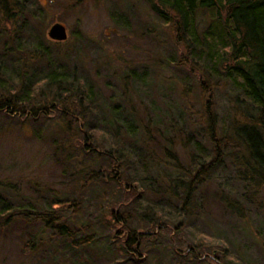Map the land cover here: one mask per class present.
Masks as SVG:
<instances>
[{
	"label": "rangeland",
	"instance_id": "1",
	"mask_svg": "<svg viewBox=\"0 0 264 264\" xmlns=\"http://www.w3.org/2000/svg\"><path fill=\"white\" fill-rule=\"evenodd\" d=\"M73 2H47L44 20L36 25L37 2L21 0L27 20L17 37L29 74L42 77L55 68L70 76L74 86L92 90L93 111L86 104L76 109L84 111L79 124L85 123L91 139L81 137L84 151L72 148L68 159L57 149L62 139L44 140L48 128L56 125L49 118L21 124L23 118L0 113V209L10 208L0 218V264H264V184L242 182V169L229 151L218 153L217 167L193 184L183 207L186 184L214 156L204 106L211 102L212 129L221 137L233 115L230 100L241 98L239 92L225 80L213 87L205 83L200 67L189 61L182 65L186 58L176 33L148 0ZM197 19L202 28L210 17L200 14ZM54 23L66 27L67 40L48 38ZM10 30L11 35L17 31ZM44 47L49 48L48 59L39 58ZM69 87L61 94L72 101ZM38 89L57 93L44 83ZM255 115L251 111L246 118L254 120ZM163 136L171 137L181 169L162 154ZM93 150L119 158L113 170L121 189L140 195L125 210L126 227L147 234L136 251H129L135 260H126L117 250L121 236L113 238L118 229L112 222L119 217L114 212L121 189L109 178V162ZM84 167L104 180H87L88 173L75 176ZM221 195L239 201L244 216L226 208ZM75 203L76 212L69 211ZM61 209L65 212L58 222L73 232L71 239L35 217ZM85 238L87 242L75 243ZM37 241H42L38 247Z\"/></svg>",
	"mask_w": 264,
	"mask_h": 264
},
{
	"label": "trees",
	"instance_id": "2",
	"mask_svg": "<svg viewBox=\"0 0 264 264\" xmlns=\"http://www.w3.org/2000/svg\"><path fill=\"white\" fill-rule=\"evenodd\" d=\"M20 1L0 0V41H3L4 50L0 53V113L4 112L5 115L8 114L7 116L14 115L20 119L23 118L20 120L21 124L25 120H36L40 116L49 118L50 122L56 125H51L52 127L48 128L49 132L45 138L43 137L44 140L51 137L53 140L62 139V142L57 145V149L63 152L68 159H71L72 148H75L73 151H84L83 146L78 143L80 138L83 137V140L85 138L87 141L91 139L89 130L85 128V123L79 124V119L83 117L84 111L76 109L78 106L82 107L86 104V107L93 111L90 104L94 101V94L89 87L74 86L69 82L70 76L58 73L55 68L42 77H39L34 71L30 74L25 71L27 64L21 54L23 45L17 37V32L19 29L25 28L27 19L23 13L24 4H20ZM34 1L38 6L35 8L33 18L36 25H39L40 18L41 22L44 20L47 2L52 0H45L47 5L43 4V0ZM82 1L74 0L73 3L80 4ZM148 1L151 10L157 17L165 24H171L176 33L175 40L180 45V49H183L182 55L186 58L181 62L182 65H186L185 62H191L201 68L205 83H211L214 87L217 85V81L225 80L233 88V91H238L241 96V98L236 96L230 100L233 115L228 130H224L221 137H216L212 129L215 116L211 110V102L208 100L205 104L203 117L207 122V129L211 130L209 138L214 156L208 164L198 167L195 176L186 184L187 197L183 201V207L189 203L193 184L205 173L217 167L218 153L220 155L225 151H229L235 165L242 169L238 173L242 182L264 184V0ZM200 14H209L210 17L206 26L202 28L197 19ZM11 26L15 30L17 29V31H13V35L10 32ZM43 32L45 31L42 30L41 33ZM39 48L41 47L39 46ZM48 49V47H44L40 50L39 58H50L51 54ZM7 56H10V59ZM41 83L46 84L47 87L55 88L57 93L46 94L41 93L42 91L37 93ZM70 84L73 91L67 94L69 98H72V101L69 100L70 103H68L69 101L61 93L66 90L70 91ZM62 85H66L65 89L62 88ZM242 107L244 109H241ZM249 111L256 114V119L246 118L249 117ZM7 116L3 117L6 119ZM1 132L2 128L0 127ZM162 139L164 141L162 154L165 158L172 160L174 167L179 169L180 163L172 149L171 137L163 136ZM92 154L109 162L107 168L110 174L115 176V178L113 176H109V178L113 179L115 185L121 189L118 173L113 170V167L119 163V158L113 157L107 151L101 153L93 150ZM86 171L87 168L84 167L74 174L81 176L88 173V179H86L92 182L99 179L104 180L102 175L98 179L100 173L97 171L93 169L89 172ZM84 186L83 183L81 188ZM128 187L133 188L135 185H128ZM121 194L122 197L116 200L117 209L114 213L119 217L115 218L112 223L117 225L118 230L113 238L121 236L120 240L116 241L117 250L125 253L127 255L125 259L130 261L135 259L129 251H136L142 238L147 234H139V232L126 227L125 224L127 206L133 200L139 199L140 195L135 194L132 189H129V192L121 189ZM221 201L226 208L233 209L240 216H244L239 201L231 198L224 200V195H221ZM75 206L76 203L68 206V210L76 212V209H72ZM9 211V207L1 208L0 218ZM56 212L44 210V212H37L35 217L43 221L45 227L56 226L61 236H66L68 239L73 238V232L67 230L66 223L58 222L63 218L64 209H61L60 215ZM8 217L4 224L10 221L12 215ZM176 228L178 229V226ZM87 241L88 238H85L75 243L82 244ZM41 242L37 241L34 246L38 247Z\"/></svg>",
	"mask_w": 264,
	"mask_h": 264
},
{
	"label": "water",
	"instance_id": "3",
	"mask_svg": "<svg viewBox=\"0 0 264 264\" xmlns=\"http://www.w3.org/2000/svg\"><path fill=\"white\" fill-rule=\"evenodd\" d=\"M47 36L56 42H63L68 38L66 27L61 23L52 24L47 31Z\"/></svg>",
	"mask_w": 264,
	"mask_h": 264
}]
</instances>
